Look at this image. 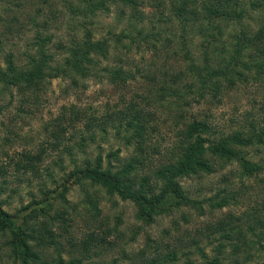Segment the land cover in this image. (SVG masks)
Masks as SVG:
<instances>
[{
  "label": "trees",
  "instance_id": "obj_1",
  "mask_svg": "<svg viewBox=\"0 0 264 264\" xmlns=\"http://www.w3.org/2000/svg\"><path fill=\"white\" fill-rule=\"evenodd\" d=\"M51 1L44 0L38 17L61 14L75 33L56 41L45 22L24 63L6 55L5 65L0 62V117L12 106L4 104L7 98L19 96L18 109L25 113L31 97H41L54 80L65 84L66 97H81L92 81H106L123 103L102 111L78 104L62 108L46 128L59 161L44 168L43 149L25 152L14 163L41 184L40 195L32 193L31 205L16 213L6 207L24 197L10 191L8 168L0 166V242L12 264H83L63 250L53 225L66 220L71 187L85 193L86 208L97 221L99 193L134 203L137 220L146 225L175 211L202 212L205 203L218 210L239 204L241 191L232 182L264 174V91L261 110L252 118L226 126L213 112L230 93L264 88V0H60L63 11ZM115 11L117 22L104 35L97 27L100 18ZM134 54L141 55L138 63ZM232 166L237 169L222 176L217 194L204 201L184 185ZM48 182L57 185L54 191ZM57 203L64 209L57 210ZM215 231L222 235L212 257L194 241L205 264H264L260 211L246 219L230 215L208 235ZM99 236L93 232L85 242L89 259L107 243ZM158 255L145 264H178L177 250Z\"/></svg>",
  "mask_w": 264,
  "mask_h": 264
},
{
  "label": "rangeland",
  "instance_id": "obj_2",
  "mask_svg": "<svg viewBox=\"0 0 264 264\" xmlns=\"http://www.w3.org/2000/svg\"><path fill=\"white\" fill-rule=\"evenodd\" d=\"M52 2L58 4L55 6L57 11L64 10V5L60 0H52L49 5H52ZM43 3L44 0H0V62L3 65H5V57L8 54H14L20 63L25 62L26 54L31 52L33 42H35L36 32L45 30L43 27L45 22L48 23L51 33L55 35L56 41H66L69 35L75 33V31H70L68 21L61 19V14L49 13L43 19L39 18L38 10L44 6ZM49 5H46L47 13L51 11ZM116 14L115 11L112 15L100 18V24L97 27L104 35L108 33L110 26L117 22ZM33 20H38L37 24ZM133 59L138 63L141 55L134 54ZM64 88L65 84L62 81L54 80L41 97H31L30 105L26 107L25 113L19 110L21 105L19 96H15L13 100L7 98L4 102L5 105L12 103V106L11 104L6 106L8 108L0 117V166L8 168L6 180L10 191H18L24 197L23 200L17 198L11 201L10 206L6 207L10 213H16L30 206L32 193L40 195L38 187L41 185L38 182L40 180L35 176L33 178L25 176L13 168L14 163L19 162L25 152L37 154L43 149L46 150L42 163L44 168L53 167L54 161H59L60 154L54 151L51 145L53 140L46 128L61 113L64 106L78 104L93 109V111H102L107 104L114 107L123 103H121L123 99L116 96L119 93L115 92L113 86L106 81H92L90 89L81 94V97H66L65 92L63 93ZM263 91V87L260 89L248 87L239 93H230L225 99L224 106L214 110V120L222 125L230 126L237 120L252 118L261 110L259 106ZM131 98L128 97V99ZM164 129L165 133L171 135L170 126ZM54 169L56 180L62 184L60 181L63 177L62 173L59 176L60 167ZM236 169V166H232L226 172L214 177L202 181H185L184 185L195 198L204 201L217 194L218 191L215 190L219 189L222 176ZM232 183H234L233 188L241 191L239 204L218 210L213 209L209 203H205V209L202 212L191 209L184 210V212H171L160 217L152 225H146L137 220V208L134 203L119 197H110L104 193H99L98 197L95 196L100 201L102 211L99 216L101 218L97 221L86 208L85 193L79 187H71L67 195L69 203L66 205L68 209L66 220L63 223L54 222L55 233L61 237L63 250L74 258L82 259L83 264H111L114 259H117L120 264H145L155 258V255L157 257L158 254L175 250L179 256L178 264H205V260L194 247V241L201 242L207 249L206 253L212 257L214 245L219 243L218 240L221 239L222 233L215 231V233L208 234L221 220L226 221L230 215L237 219H246L253 217L258 211L264 214V174L244 182L235 179ZM48 187V190L52 191L57 185L54 186L48 182ZM93 192L91 190V193ZM10 194L12 193L9 192L8 195ZM56 209L63 210L64 208L57 203ZM101 224L105 226L102 227ZM109 229L113 234L104 233ZM93 232L98 233L99 237L106 238L107 243L104 242L100 248H94L89 259L86 257L84 245ZM262 243L264 246V241ZM3 247L4 243L0 242V264H12L8 253L3 251ZM228 255H230L229 251L226 257ZM241 259H244V256Z\"/></svg>",
  "mask_w": 264,
  "mask_h": 264
}]
</instances>
